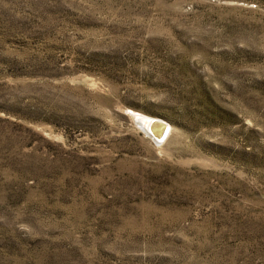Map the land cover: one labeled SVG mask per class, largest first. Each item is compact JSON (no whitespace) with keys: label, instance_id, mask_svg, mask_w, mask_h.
I'll return each mask as SVG.
<instances>
[{"label":"rangeland","instance_id":"obj_1","mask_svg":"<svg viewBox=\"0 0 264 264\" xmlns=\"http://www.w3.org/2000/svg\"><path fill=\"white\" fill-rule=\"evenodd\" d=\"M0 264H264V0H0Z\"/></svg>","mask_w":264,"mask_h":264},{"label":"water","instance_id":"obj_2","mask_svg":"<svg viewBox=\"0 0 264 264\" xmlns=\"http://www.w3.org/2000/svg\"><path fill=\"white\" fill-rule=\"evenodd\" d=\"M148 122H149V124H147L146 126H145V130H146V133L150 136V137H154V140H155V138H156V134L158 133V135H161L160 134V132L161 131H163L164 130V128H168L169 127V124L168 123H166L165 121H163V120H160V119H152V118H150V119H148ZM142 124V123H141ZM156 127H159V132H156V134H155V128ZM161 128V129H160ZM169 133V132H168ZM167 133V134H168ZM167 134H166V136H167ZM165 136V137H166ZM165 139V138H164ZM156 140H158L157 138H156ZM159 141V140H158Z\"/></svg>","mask_w":264,"mask_h":264},{"label":"bare ground","instance_id":"obj_3","mask_svg":"<svg viewBox=\"0 0 264 264\" xmlns=\"http://www.w3.org/2000/svg\"><path fill=\"white\" fill-rule=\"evenodd\" d=\"M146 118V117H145ZM141 120V119H140ZM147 124H149V122H146V123H144V125L146 126ZM161 129V128H160ZM155 131V134H156V132H159V127H156L155 129H154ZM169 132V127L168 128H164V130L163 131H161L160 132V134L161 135H158V133L155 135L156 136V138L159 140H156V138H155V140L157 141V142H161V140L163 139V138H165V136H166V134ZM168 135V134H167ZM153 139H154V137H153Z\"/></svg>","mask_w":264,"mask_h":264}]
</instances>
